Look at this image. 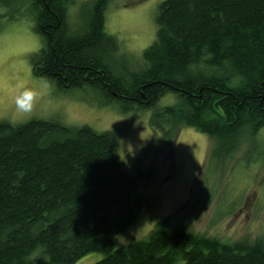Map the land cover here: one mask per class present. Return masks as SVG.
<instances>
[{
  "label": "trees",
  "instance_id": "1",
  "mask_svg": "<svg viewBox=\"0 0 264 264\" xmlns=\"http://www.w3.org/2000/svg\"><path fill=\"white\" fill-rule=\"evenodd\" d=\"M110 1H89L85 22L72 25L70 0L0 3L27 2L44 36L31 57L35 76L90 88L101 104L152 109L153 138L173 141L181 126L193 127L213 140L210 159H230L263 130L264 0H163L139 68L106 29ZM167 94L175 102L160 106ZM117 143L115 131L89 125L0 121V264H77L91 252L103 255L92 264H264L261 240L223 242L172 226L170 215L115 247L144 210L139 185L154 180L129 173ZM37 245L45 253L27 261Z\"/></svg>",
  "mask_w": 264,
  "mask_h": 264
},
{
  "label": "rangeland",
  "instance_id": "2",
  "mask_svg": "<svg viewBox=\"0 0 264 264\" xmlns=\"http://www.w3.org/2000/svg\"><path fill=\"white\" fill-rule=\"evenodd\" d=\"M89 1L70 0V23L75 18L77 23L78 19L85 22ZM162 1L111 0L108 4L106 29L117 37L121 52L131 57L135 68L143 67L144 50L156 38L155 18ZM27 7V2L0 3V121L19 124L43 119L116 132L122 166L154 180L139 185L144 210L117 235L115 247L144 239L169 215L172 226L184 224L199 235L227 243L261 240L264 244V128L253 140L244 139L230 159L221 153L210 159L213 140L193 127L181 126L173 141L160 134L153 138L152 109L101 104L103 96L90 88L62 89L51 79L33 74L31 57L44 44V36L35 29ZM174 102L167 94L159 105ZM102 257L91 252L77 264H92Z\"/></svg>",
  "mask_w": 264,
  "mask_h": 264
},
{
  "label": "clouds",
  "instance_id": "3",
  "mask_svg": "<svg viewBox=\"0 0 264 264\" xmlns=\"http://www.w3.org/2000/svg\"><path fill=\"white\" fill-rule=\"evenodd\" d=\"M242 80V77L241 78H238L237 80V84H239ZM134 230L133 229H129V232L128 234L131 235L132 232ZM140 234L137 233V239H140ZM121 243H123L124 241H120ZM45 253V249L42 245H37V247L35 249H33L32 252L28 253L27 255V261H34V260H38L39 258H41V256Z\"/></svg>",
  "mask_w": 264,
  "mask_h": 264
}]
</instances>
